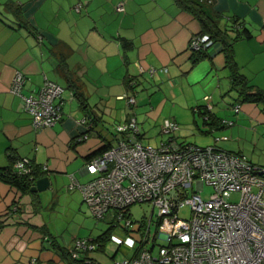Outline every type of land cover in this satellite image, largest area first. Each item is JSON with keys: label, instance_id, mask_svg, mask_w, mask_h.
<instances>
[{"label": "crops", "instance_id": "obj_1", "mask_svg": "<svg viewBox=\"0 0 264 264\" xmlns=\"http://www.w3.org/2000/svg\"><path fill=\"white\" fill-rule=\"evenodd\" d=\"M205 5L210 16H221L219 27L230 37L240 26L251 33L233 44L230 63L219 43L193 62L189 44L201 26L174 0H0V170L11 159H28L50 179L45 193H24L0 180V264H77L69 249L85 228L74 220L89 208L70 188V177L86 183L88 158L122 140L115 129L132 117L142 139L175 121L178 143L215 146L254 162L245 151L264 140V102L245 100L233 72L244 80L245 95L264 94V0ZM61 55L87 110L59 71ZM17 72L28 80L24 96L38 91L45 77L66 82L64 115L54 127H33L23 100L10 91ZM83 117L87 124H80ZM84 134L88 139L79 142ZM89 259L98 262L94 252Z\"/></svg>", "mask_w": 264, "mask_h": 264}, {"label": "built area", "instance_id": "obj_2", "mask_svg": "<svg viewBox=\"0 0 264 264\" xmlns=\"http://www.w3.org/2000/svg\"><path fill=\"white\" fill-rule=\"evenodd\" d=\"M119 11H124L122 4ZM212 46L210 37L199 33L191 38L189 50L193 53ZM27 81L17 72L11 93L23 100L35 129L54 127L64 115L65 89L45 77L38 91L24 96ZM125 98L129 106L135 105L133 96ZM233 112L238 114L240 106H234ZM87 123V117L80 120V124ZM224 124L232 126L233 122ZM178 130L177 122L165 121L161 134L168 139L156 147L144 145L132 117L115 129L123 139L88 161L85 170L90 179L86 183L70 177V188L82 193L93 218L102 221L111 213L110 227L125 234L124 238L111 234L105 243L113 247V257L123 247L130 250L117 264H264V167L215 146L180 144L174 138ZM87 139L84 134L78 140ZM14 170L21 176L33 174L28 159L16 160ZM206 186L213 191L207 200L201 195ZM234 193L239 196L237 201L232 200ZM145 204L158 209V237H151L152 217L140 223L131 219L130 209ZM185 206L191 211L188 219L179 216ZM158 239L167 245L159 246L154 255ZM100 248L95 239H78L69 253L83 264H99L89 254Z\"/></svg>", "mask_w": 264, "mask_h": 264}, {"label": "trees", "instance_id": "obj_3", "mask_svg": "<svg viewBox=\"0 0 264 264\" xmlns=\"http://www.w3.org/2000/svg\"><path fill=\"white\" fill-rule=\"evenodd\" d=\"M175 3L182 9L183 11H186L193 15L201 26V32L202 35H208L211 39V41L215 44L219 43L223 46V50L225 51L226 58L228 60V63L231 62L233 59L232 57V49L233 44L243 38H250L251 33L246 28H243L241 30V26L239 29H237V33L234 37H230L225 30H222L219 27L220 24V18L221 16L213 15L210 16L205 9L206 3H209V0H174ZM234 24H238L237 20H234ZM210 47H208L206 50H200L197 52H193L192 58L193 62L196 63L200 61L201 59L206 57V52L208 51ZM59 71L64 76V78L68 81V90H70L73 94V97L77 99L80 103V106L83 110H87L89 108V105H87L86 98L83 97V94L81 93L80 89L77 87L75 82L73 81L74 74L70 71L67 63V56L61 55L59 58ZM233 82L234 86H243L244 90V80L234 71L233 72ZM240 89L239 92L244 95L245 100H260L264 102V94H254V95H245L244 91ZM110 145H106L103 149L98 151L97 153L93 154L88 158V160L92 159L96 155H99L106 149H108ZM12 165L9 168L0 170V180L17 187L24 193H30V190L35 186L37 180L41 179L44 175L43 173H40V171L37 168H33V174L32 177L30 175H18L15 173V170L12 168L13 164L15 163L16 159H11ZM112 228H108L102 235H100L95 240L101 244V250L104 248L105 243L110 239L112 234ZM75 261V260H74ZM77 264H83V262L75 261Z\"/></svg>", "mask_w": 264, "mask_h": 264}, {"label": "rangeland", "instance_id": "obj_4", "mask_svg": "<svg viewBox=\"0 0 264 264\" xmlns=\"http://www.w3.org/2000/svg\"><path fill=\"white\" fill-rule=\"evenodd\" d=\"M58 79V78H56ZM58 83L62 85V87H66V82L63 81L62 79H58ZM63 87V88H64ZM65 89V88H64ZM66 93V90H65ZM64 93V95H66ZM112 133V132H111ZM161 133V129H159L158 126L153 127L147 134H145V137H143L142 143L144 145H150V146H158L160 141L163 139H168V136H163ZM117 144V143H116ZM251 146H249L248 151H245V154L248 156L249 159L253 160L256 165L261 164L262 167L264 166V140L261 141V144L257 149H254L253 144L249 143ZM253 157V159H252ZM260 166V165H258ZM90 179V178H88ZM87 180V177L85 178ZM45 193V192H43ZM40 193V194H43ZM213 191L209 186H206L204 191L201 193L202 198L207 200L209 197L212 195ZM239 196L234 193L232 200L237 201ZM90 211V210H89ZM87 209L85 210V218H81L79 221L74 220L75 224H83V234L82 239H96L98 236L103 234L110 226L113 224L112 219H111V213L107 215V218L102 221H98L95 218H93ZM130 215L131 219L133 222H142L144 219H150L152 217L153 224L151 226V237H154L157 233V222H158V209H153L152 205L145 204V205H134L130 209ZM190 208L188 206L182 207L179 211V216L183 219H188L190 217ZM147 221V220H146ZM112 234L124 238L125 234L119 230V229H114L112 230ZM159 233L156 235L158 237ZM151 243L147 244V248L151 247ZM162 245H167L166 241H163L162 239H158L156 241V246L153 250V254L157 255L158 254V248L159 246ZM103 250V251H102ZM101 248L94 252V256L98 260L100 264H117L118 262L122 261L124 256L126 254H130V250L127 248L123 247L114 258L113 256V247L107 243L104 248ZM101 251V252H99Z\"/></svg>", "mask_w": 264, "mask_h": 264}, {"label": "water", "instance_id": "obj_5", "mask_svg": "<svg viewBox=\"0 0 264 264\" xmlns=\"http://www.w3.org/2000/svg\"><path fill=\"white\" fill-rule=\"evenodd\" d=\"M50 187V179L48 177H44L42 179L37 180L35 186L30 190L32 193L36 192H44L48 190Z\"/></svg>", "mask_w": 264, "mask_h": 264}]
</instances>
